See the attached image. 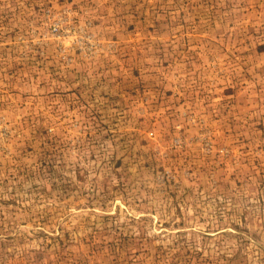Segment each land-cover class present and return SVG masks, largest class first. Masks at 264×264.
Returning <instances> with one entry per match:
<instances>
[{"label":"rangeland","instance_id":"rangeland-1","mask_svg":"<svg viewBox=\"0 0 264 264\" xmlns=\"http://www.w3.org/2000/svg\"><path fill=\"white\" fill-rule=\"evenodd\" d=\"M0 264H264V0H0Z\"/></svg>","mask_w":264,"mask_h":264}]
</instances>
